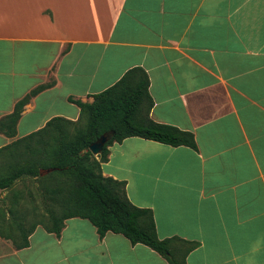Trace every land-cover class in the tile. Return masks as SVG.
Returning <instances> with one entry per match:
<instances>
[{"label": "crops", "instance_id": "crops-1", "mask_svg": "<svg viewBox=\"0 0 264 264\" xmlns=\"http://www.w3.org/2000/svg\"><path fill=\"white\" fill-rule=\"evenodd\" d=\"M142 67L150 117L194 134L197 148L132 136L103 173L154 212L159 238L200 245L188 264H264V0H0V120L36 87L17 134L62 116ZM0 264H171L123 234L69 218L30 245L0 237Z\"/></svg>", "mask_w": 264, "mask_h": 264}, {"label": "trees", "instance_id": "trees-1", "mask_svg": "<svg viewBox=\"0 0 264 264\" xmlns=\"http://www.w3.org/2000/svg\"><path fill=\"white\" fill-rule=\"evenodd\" d=\"M54 83L40 85L20 99L14 111L0 120V132L16 136L24 106ZM149 86L147 72L142 67L131 68L114 85L94 94L92 102L70 97L80 107L77 121L54 117L43 128L0 148V164L8 170L0 177V190L12 189L19 179L35 178L43 188L47 212L40 222L34 221L38 216L31 215L30 206L17 209L20 197L15 194L11 217L0 208V237L11 240L19 250L30 245L38 225L59 236L67 219L80 217L90 220L101 237L109 231L121 233L132 244L154 249L171 264H188V254L200 242L179 236L159 238L153 210L135 205L127 195L126 181L106 176L102 169L109 159V147L132 136L197 148L191 131L151 119L154 102ZM82 118L85 125L80 127L77 123ZM107 132H113V137L95 156L90 144ZM49 168L55 170L41 174Z\"/></svg>", "mask_w": 264, "mask_h": 264}, {"label": "rangeland", "instance_id": "rangeland-1", "mask_svg": "<svg viewBox=\"0 0 264 264\" xmlns=\"http://www.w3.org/2000/svg\"><path fill=\"white\" fill-rule=\"evenodd\" d=\"M77 124L80 127L84 126L85 119H80ZM7 171V168L0 164V177L5 175ZM42 190L43 188L41 187V183L35 178L26 177L24 179H19L12 189L0 190V208H3L7 217H11L10 208L13 200H15V194H18L20 202L18 203L17 209H25L26 206H30L31 215L34 214L38 216V218L34 219V221L40 222V220L45 218V215L47 214L45 210V203L43 202ZM35 206L37 209L33 210L32 207L35 208ZM4 240L10 244L11 248L14 247L11 240Z\"/></svg>", "mask_w": 264, "mask_h": 264}, {"label": "water", "instance_id": "water-1", "mask_svg": "<svg viewBox=\"0 0 264 264\" xmlns=\"http://www.w3.org/2000/svg\"><path fill=\"white\" fill-rule=\"evenodd\" d=\"M112 137H113V132H107L102 134L92 144H90L89 149L95 156H98L104 149L105 145L112 139ZM54 170L55 168H49L42 171L41 174L50 173Z\"/></svg>", "mask_w": 264, "mask_h": 264}]
</instances>
